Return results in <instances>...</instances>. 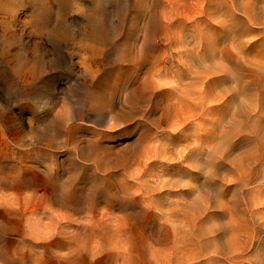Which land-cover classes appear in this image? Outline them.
Segmentation results:
<instances>
[{
	"label": "rangeland",
	"instance_id": "374dc122",
	"mask_svg": "<svg viewBox=\"0 0 264 264\" xmlns=\"http://www.w3.org/2000/svg\"><path fill=\"white\" fill-rule=\"evenodd\" d=\"M19 1L25 4L12 13L4 9L6 1L0 0V264L191 263L198 252L194 246L199 234L196 214L170 212L166 203L175 197L145 185L151 179L152 167L166 166L163 160L153 157L161 150L159 137L174 128L194 126L187 124L193 119L188 107L196 95L189 99L176 95L174 101L184 112L178 113L177 122H164L159 127L145 123L143 112L124 108L122 113L131 116L125 122L126 134L101 137L107 132L100 135L94 130L108 128L109 117L98 125L89 93L80 85L79 69L87 56L84 52L89 51L93 58L86 61L88 65L93 60L103 62L99 74L103 79L109 69L124 63L123 52L133 51L130 64H122L130 66L114 69L113 81L118 82L128 77L130 68L135 70L133 59H137L141 48H147L150 53L145 59L146 68L136 77L140 87L145 71L152 66L160 69L165 61L179 64V49H191L179 45V30L167 27V7L179 9L183 16L209 14L214 19L209 23L220 27L216 22L223 21L228 13L222 5L226 0H101V9L116 31L104 43L92 37L86 20L80 19L77 12L72 13L71 2H77L89 13L94 0ZM46 4L52 13L40 31L33 28L30 34L23 19ZM236 5L250 7V12L253 9L255 19L249 24V32L242 36V40L252 43L251 48H235L222 39L217 45L204 41L202 49L217 52L220 71L209 78L219 79V94L257 102L264 100V0H237ZM236 14L243 16L240 11ZM16 37L22 44L20 55L28 58L19 71L12 68L7 58L8 46ZM102 51H106L105 56L99 55ZM206 63L201 71L212 64ZM170 67V63L165 66ZM17 72L32 75L33 79L23 82ZM228 88L229 94L222 91ZM207 92L211 99L217 93L209 89ZM119 94L114 99H119ZM208 106L212 110L206 118L212 122L213 113L220 114L224 105L215 101ZM107 112L116 111L108 107ZM115 122L116 125L118 121ZM233 125L226 121L213 128L219 146L224 136L245 138L252 130L247 127L241 133ZM81 140L113 146L108 151L110 155L114 153L110 159L125 158L136 149L140 155L128 166L118 158L117 164L112 161L111 171L118 179L114 182L105 161H95L94 166L92 161L69 160L78 143H84ZM205 142L210 144L209 139ZM258 150L256 143L242 145L233 161H255ZM168 154L175 156L173 151ZM255 198L262 201L260 206L264 204V194L259 192ZM125 204L134 207L126 210ZM262 211L264 207H260L259 212ZM239 217L240 214L236 218Z\"/></svg>",
	"mask_w": 264,
	"mask_h": 264
},
{
	"label": "bare ground",
	"instance_id": "6f19581e",
	"mask_svg": "<svg viewBox=\"0 0 264 264\" xmlns=\"http://www.w3.org/2000/svg\"><path fill=\"white\" fill-rule=\"evenodd\" d=\"M5 1L4 9L12 13L15 11L17 13L20 9L18 6L25 4V1L19 0ZM100 1L94 0V6L90 8L89 13L77 2H71V6L72 13L77 12L80 19L87 21L86 26L92 37L104 43L109 41L116 31L111 29ZM155 1L152 0L153 3ZM236 4L237 0H226L222 4L228 9V13L223 21L216 22L220 27L209 23L214 20L209 14L203 17L183 16L179 9L168 6L165 14L167 27L179 30V45L189 46L191 49H179L177 52L179 64L165 61L160 69L152 66L148 72L145 71L140 87L136 85L138 81L136 77L146 68L145 59L148 60L150 53L147 48H141L138 54L136 53L137 59H133L135 70L132 71L130 68L128 77L118 82L113 81L114 69L122 70L130 66L122 64H130L133 51L123 52L121 61L124 63L109 69V73L103 79L99 74L103 71L104 64L102 60L100 62L93 60L90 67L86 62L93 58L91 54L88 55L89 51L84 52L87 56L82 62L83 68L79 69L80 85L89 93L91 108L99 118L98 125L105 123L104 120L109 117L108 128L94 130L100 135L107 132L101 137L114 138L126 134L128 125L125 122L127 123L131 116L122 113L124 108L143 112L142 119L145 123L159 127L164 122H177L178 113L184 112L174 101L176 95L179 94L184 99H189L192 94L196 95L194 102L188 107L190 117L193 119L187 124L194 126L187 129L174 128L159 137L157 141L161 142V150L158 149L153 157L159 161L163 160L166 166L157 169L152 167L151 179L147 180L145 185L151 190L155 189L161 194L175 197L166 203L170 212L196 214L195 227L197 226L196 231L199 234H196L194 246L198 252L195 255L193 253V261L189 264H264V211L259 212L264 204L260 206L262 201L255 198L259 192L264 194V100L256 102L243 97L232 99L234 96L219 94L218 91L221 90H218L221 85L219 79H215L214 76L209 78L220 71L217 52L212 50L209 54L202 49L204 41L217 45L222 39L235 48H251L252 43L242 40V36L249 32V24L255 19L253 9L251 8L250 12V7L239 5L238 8ZM236 11H240L243 16H238ZM51 13L49 4L39 6L38 11L23 19L24 25L28 26L25 29H29L30 34L33 28L40 31L39 27L46 24V17ZM192 44L193 46H190ZM21 45L20 38L16 37L11 47L8 46L10 55L7 58L15 71L24 68L28 62V58L19 53ZM98 53L105 56L106 51ZM108 53L110 54V51ZM152 55L156 57V54ZM208 61L212 63L210 67L206 68V71H201ZM168 63L171 65L170 69L165 68ZM17 77L23 82L33 79L32 75H23L19 72ZM189 79L193 80L191 82L194 85ZM207 89L218 94L211 99ZM222 91L226 94L231 92L230 88ZM117 92L120 93V97L114 99ZM110 96L112 99H109ZM215 101H220L224 108L220 114L213 113L211 122L206 118V115L208 117L210 115L207 112L212 110L208 104ZM108 107L111 111H116L115 114L107 112ZM116 120L118 123L115 125ZM226 121L235 127L238 126L241 133L247 127H251L252 130L245 138L243 135L232 139L224 136V142L219 146L217 137L212 134L213 128H219ZM208 139L210 144L205 142ZM79 142L84 143H78L75 150L69 154V160L92 161L94 166L95 161H105L114 182L118 179L114 171H111L112 161L121 159L125 166H128L140 155L136 149L125 158L118 156L110 159L114 153L110 155L111 151H108L112 150L113 146L87 143L84 140ZM254 143L259 149L255 161H233L235 159L232 157L237 149L242 145ZM170 151H173L175 156H169ZM132 207L134 206L130 204L123 206L126 210ZM239 214L240 217L236 218Z\"/></svg>",
	"mask_w": 264,
	"mask_h": 264
}]
</instances>
